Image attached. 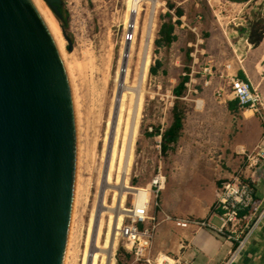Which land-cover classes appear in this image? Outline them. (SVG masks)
<instances>
[{
	"label": "rangeland",
	"instance_id": "rangeland-1",
	"mask_svg": "<svg viewBox=\"0 0 264 264\" xmlns=\"http://www.w3.org/2000/svg\"><path fill=\"white\" fill-rule=\"evenodd\" d=\"M160 1L162 6L157 8L155 15L156 29L153 38L152 61L147 81L143 86L142 109L138 119L137 112L133 110L137 93L134 92V96L131 88L137 85L143 58V35L149 17L146 1L142 0L139 4L141 7L137 23L132 30V41L125 65L126 76L124 73L126 90L121 92L122 97L123 94L126 95L122 112L119 111V102L118 110L116 104L119 98L118 74L124 60L125 49L127 9L125 0H63L62 7L68 15L67 30L63 29L61 22L55 16L65 39L67 53L65 62L69 70L77 113L79 185L74 209V235L69 264H84L85 251L89 247L86 243L92 236L90 231L94 218L98 221L97 224H102L98 231L99 244L101 246L108 244L111 237L110 217L115 215L114 209L122 191L120 189L121 179L125 177L130 161L131 186L144 188H149L155 176L160 174L168 181L173 169L176 170L182 165L181 163H184L177 158L182 156L177 151L180 149V138L173 144V149L165 154L157 147L159 140L162 141L161 134H155V132L158 129L159 133H163L172 125L175 108L183 114L184 121L187 118L186 111L191 110L189 103L179 100L180 98L173 94V89L192 60L193 63L197 58L201 61L202 58L204 60V56L208 55L205 53L201 57L202 47L206 49L209 42L207 37H210V32L207 27L218 26L220 28L222 23L230 29L238 27L234 24L238 25L241 22L243 25L238 28L248 30L252 13H255L253 14L254 20L259 17L264 24V0H220L222 3L213 1L216 3L213 5L222 11L221 14L218 13L222 18L220 23L209 5V0ZM168 1L174 7L170 8ZM177 8H182L184 11L181 17L176 15ZM167 13L171 14L172 22L176 16L183 18L186 26L181 28L183 22L178 20L174 31L176 40L170 46L158 47L155 41L159 38L161 26L170 20V17L166 16ZM198 15H202L199 22L197 21ZM197 24L200 29L193 32L191 27ZM152 67L157 68L154 74L151 72ZM262 97L264 99V96ZM263 112L264 110H261L255 114L260 116ZM135 125H137L138 132L132 145L133 138L131 140V137H133ZM182 136V139L186 141L189 138V141L195 139L192 133L182 134L181 131L180 137ZM114 147L116 153L114 151L111 167V153ZM183 149L186 150L184 147ZM218 152L215 149L211 157L218 158ZM246 153L248 158L246 167H255L250 164L249 157L258 158L259 155L256 151ZM234 176L243 178L241 172ZM123 193L125 194V208L129 209L133 204L134 192L128 190ZM162 195L163 191L160 194V205L157 208L161 207ZM150 199L153 202L152 196ZM260 213L256 212L257 215H253V220H258L264 211ZM239 228V231H242V224ZM118 238L117 264H142L134 262L131 255L126 256L122 247L123 241L120 237ZM114 263L116 264V261Z\"/></svg>",
	"mask_w": 264,
	"mask_h": 264
},
{
	"label": "water",
	"instance_id": "water-1",
	"mask_svg": "<svg viewBox=\"0 0 264 264\" xmlns=\"http://www.w3.org/2000/svg\"><path fill=\"white\" fill-rule=\"evenodd\" d=\"M77 175L62 53L32 0H0V264H65Z\"/></svg>",
	"mask_w": 264,
	"mask_h": 264
},
{
	"label": "crops",
	"instance_id": "crops-1",
	"mask_svg": "<svg viewBox=\"0 0 264 264\" xmlns=\"http://www.w3.org/2000/svg\"><path fill=\"white\" fill-rule=\"evenodd\" d=\"M213 1L216 0H209V5H213ZM212 11L218 15L221 10L217 7ZM253 14L248 30L238 27L229 29L222 23L220 28L207 27L209 42L206 49L202 47L201 54L205 52L208 55L201 61H209L224 68L229 75H237L250 82L264 96V29L260 41L254 42L258 39L256 25L263 20L259 17L254 20ZM218 17L220 21L222 18ZM197 27V30L200 29L199 25ZM226 65L229 68L226 69ZM199 69L192 60L182 72L181 78L187 75L188 80L178 98L189 103L191 108L185 113L187 118L183 120L182 134L192 133L195 139L186 141L182 139L184 135L180 137V149L177 151L182 156L177 158L186 164L183 166L184 163H181L180 167L173 169L166 181L161 207L149 210L150 216L159 221L152 254L154 259L159 258L158 264H264V213L258 220L252 218L246 226H242V232L248 228L250 235L233 262L230 259L237 249L238 240L219 236L195 224L181 227L174 221L189 218L220 227L217 208L220 189L223 182L238 172L251 182L254 194L260 200L257 214L264 211V112L258 116L250 108L240 109L225 91L218 96L217 92L227 86L226 78H215L205 86L201 73L194 74ZM230 104L236 108L230 109ZM215 149L219 151L218 158L211 157ZM253 151L257 152L259 160L255 167L248 168L246 152ZM167 215L171 219L166 220ZM256 224L257 227H254Z\"/></svg>",
	"mask_w": 264,
	"mask_h": 264
},
{
	"label": "built area",
	"instance_id": "built-area-1",
	"mask_svg": "<svg viewBox=\"0 0 264 264\" xmlns=\"http://www.w3.org/2000/svg\"><path fill=\"white\" fill-rule=\"evenodd\" d=\"M136 1H138V6L142 2V0ZM215 5L210 4L212 9L217 8ZM137 8L135 9L136 12ZM215 12L216 11H214V14L219 21V17ZM219 13L221 14L222 11ZM201 18L202 15H198L197 21L199 22ZM178 20L183 22L181 24V28H184L186 26L184 19L178 18L177 16L173 18L174 25H177L176 22ZM234 25L239 27L240 25H243V23L239 22L238 25ZM197 28V25H195L194 27H191V30L196 32ZM201 55L204 56L205 52ZM194 62L200 67L199 71H194V74L201 73L205 86L210 85L212 80L215 78H226L227 86L217 92L218 96L222 95L225 91L233 98V100L237 101L240 109L250 108L254 113H259L261 110H264L263 95L257 88H254L250 82L240 79L237 75H229L224 68L222 69L219 66L217 67L209 61L201 62L200 59L197 58ZM225 68H229V65H226ZM157 147L161 149V140H159ZM249 159H251L250 164L252 166H256L259 160V158L251 157H249ZM165 183V176L160 174L155 176L149 185V188L138 187L140 190L134 192L132 207L128 209L122 225L118 230L119 236L123 241V250L125 251L126 256L131 255L134 262L142 264H158L157 260H159V258L154 259L152 254V245L159 221L155 217L150 216L149 210L152 207L157 208L160 205L159 198L165 187ZM151 196L153 198V202H151ZM253 200V186L240 176H232L230 179L223 182L220 189L217 203V208L220 213L219 218L221 220L220 227H216L207 221H197L189 218L175 219L174 221L176 225L181 227H188L191 224H195L205 227L219 236H226L229 239L238 240L239 244L237 249L232 254L230 259V261L233 262L239 257L241 249L244 247L248 236L250 235V233L247 232L244 238H241L242 235L239 236V234L243 233L242 231H239V227L242 223V217L239 212L241 209L249 207ZM169 219L171 218L167 215L166 220ZM254 227H257V224ZM117 252L118 249H116L114 255L116 264L118 262Z\"/></svg>",
	"mask_w": 264,
	"mask_h": 264
},
{
	"label": "bare ground",
	"instance_id": "bare-ground-1",
	"mask_svg": "<svg viewBox=\"0 0 264 264\" xmlns=\"http://www.w3.org/2000/svg\"><path fill=\"white\" fill-rule=\"evenodd\" d=\"M146 4L148 5V8H146L149 12V17H148V22H147V26L145 28L144 31V35H143V44H144V51H143V58L141 61V66H140V73L138 75V80H137V85L132 87L131 90L133 91L132 93L136 92L137 93V97L134 103V111L137 112V119L139 116V113H141V106H142V102H143V94L144 93V89L143 86L145 85L146 81H147V77H148V72H149V67L152 61V46H153V38L155 35V29H156V12H157V8H159L160 6H162V3L160 0H145ZM32 2L34 3L35 7L37 8L39 14L41 15V17L43 18L44 22L46 23V25L48 26L49 30L51 31L52 35L54 36L56 43L62 53V56L64 58V61H66V46H65V39L62 35V31L61 28L59 26L58 20L55 17V15L53 14V12L51 11L50 7L46 4V2L44 0H32ZM126 3V14H125V24H126V34L124 37V60L121 64V68L119 71V79H118V95L119 98H117V110H118V102H119V111L122 112V109L124 107V99L125 96L123 94L122 97V91L126 90V81H125V76H126V59L128 56V49L130 48V43L132 41V30L134 29V27L136 26L137 23V17H138V12L140 11V7L137 8L138 6V1L136 0H125ZM137 8V12L135 11V9ZM128 29V30H127ZM66 64V68L67 63ZM68 71V75H69V70L67 68ZM125 73V76H124ZM70 78V76H69ZM71 82V79H70ZM72 86V84H71ZM140 91V93H138ZM73 92V91H72ZM120 93H121V98H120ZM139 94V95H138ZM74 96V94H73ZM135 96V93H134ZM123 98V99H122ZM75 103V102H74ZM121 104V106H120ZM115 106V107H116ZM76 109V107H75ZM136 117V116H135ZM76 119H77V113H76ZM137 123V122H136ZM133 127V126H132ZM137 125H135L134 127V131H133V137H131V144L133 145L134 143V139L135 136L137 134ZM110 148V147H109ZM112 148V147H111ZM110 148V149H111ZM115 147L113 148V153H111V167L113 164L112 158H114V150ZM133 151V150H132ZM109 152V149H108ZM116 153V151H115ZM113 154V155H112ZM108 156V155H107ZM133 157V156H132ZM110 160V159H109ZM130 164L131 161L129 163L128 169L125 172V177H122L121 179V187L120 189L122 190L118 199H117V203L114 209V213L115 215L110 217V234L111 237L109 238L110 240L108 241V244L105 246H101L98 242V238H99V233L98 231H100L101 228V223L97 224L98 221L92 220L91 222V237L88 239L87 241V245L89 246L88 249L85 251V258H84V264H115L114 261V255H115V251L117 249L118 246V237L119 236V232L118 230L120 229L123 219L125 217V215L128 212V208H125V194L123 192L126 191H130L132 190L133 192H136L137 190H140L138 187H134L131 186V183L129 181L130 178ZM129 176V177H128ZM79 180H78V175H77V185H76V197H75V204H74V209L76 207V201H77V192H78V184ZM143 193V192H141ZM73 228H74V214H73V219H72V227H71V232H70V238H69V244H68V250H67V256H66V262L65 264H69V257H70V253H71V246L73 243ZM93 246H95L93 248ZM84 254V252H83ZM172 262V261H171Z\"/></svg>",
	"mask_w": 264,
	"mask_h": 264
},
{
	"label": "trees",
	"instance_id": "trees-1",
	"mask_svg": "<svg viewBox=\"0 0 264 264\" xmlns=\"http://www.w3.org/2000/svg\"><path fill=\"white\" fill-rule=\"evenodd\" d=\"M236 1H247V0H236ZM168 4H169L170 8L174 7V5L172 3H170V1H168ZM59 10L61 12V16H59L58 19L61 22L63 29L67 30V25H68L67 11L62 6L59 7ZM183 14H184L183 9L177 8L176 15L178 17H181ZM166 16L170 17V20L164 22L161 26L159 38L156 39V41H155V44L158 47L170 46L176 40V35L174 33L175 25L172 22L171 14L167 13ZM255 29L258 31L256 33V36L258 37V39L254 42L257 43L262 38V33H263V29H264L263 22H260L259 24H257ZM151 72L153 74L156 73L157 68L152 67ZM187 80H188L187 75H185L181 78L180 83L174 89V95H176L177 97H180L183 94V91L186 88ZM235 108L236 107L234 104H230V109L233 110ZM182 129H183V114L180 113L177 108H175L174 109V122L172 123V125L163 133H159L158 129L155 132V134H161V137H162L161 149H162L163 153L166 154L169 150L173 149V144H175L178 141V139L180 138ZM255 194H254V200H253L252 204L247 208L241 209L239 212L240 216L242 217V223H241L242 226H246L248 224V222L251 221L253 215L256 214V212L258 210V207L260 205V200H259V198L256 197ZM247 230H248V228L243 231L242 236L246 235Z\"/></svg>",
	"mask_w": 264,
	"mask_h": 264
}]
</instances>
